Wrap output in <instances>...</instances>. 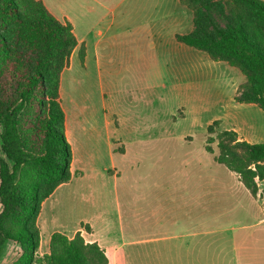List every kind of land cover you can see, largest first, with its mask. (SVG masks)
<instances>
[{
  "label": "rangeland",
  "instance_id": "374dc122",
  "mask_svg": "<svg viewBox=\"0 0 264 264\" xmlns=\"http://www.w3.org/2000/svg\"><path fill=\"white\" fill-rule=\"evenodd\" d=\"M44 1L61 18L60 8L64 9L77 25L79 36L88 27L85 23H92L91 15L82 17L70 5L73 0ZM113 30L120 35L112 54L116 59L102 62L100 76L92 45L87 63L81 61L78 49L73 51L63 73V105L69 110L65 137L72 143L74 168L84 172L111 169L101 180V195L96 194L104 203L100 209L115 220L109 239L117 249L118 264H264V205L215 159L217 136L227 125L219 122L214 126L213 153L206 150L210 125L238 111L232 107H258L234 99L243 84L239 77H246L238 68L214 61L195 48L189 50L196 53L195 58L182 48L177 57V50L173 54L172 45L150 28L142 39L130 24L116 25ZM109 51L112 49L105 54ZM139 72L162 74V78L140 80L136 77ZM152 84L158 88L151 89ZM112 103L114 108L109 107ZM115 118L121 126L115 130L111 125L109 137L106 122ZM114 139L122 141L126 155L114 152ZM123 148L118 145L116 151ZM77 185L60 189L42 208L39 255L49 253L54 232L72 237L81 228L79 220L95 211L83 205ZM192 200L200 207L189 213L181 203ZM127 208L137 218L126 219L133 224L128 223L124 233L117 218ZM154 210L160 212L159 224L151 216ZM202 217L206 222L199 219ZM203 231L206 235L193 234ZM154 237L162 239L145 240ZM188 249L196 252L188 256ZM157 250L163 254L157 255ZM19 255L20 247L8 242L0 264H10Z\"/></svg>",
  "mask_w": 264,
  "mask_h": 264
},
{
  "label": "trees",
  "instance_id": "16d2710c",
  "mask_svg": "<svg viewBox=\"0 0 264 264\" xmlns=\"http://www.w3.org/2000/svg\"><path fill=\"white\" fill-rule=\"evenodd\" d=\"M193 12L194 28L176 40L238 68L246 77L235 100L264 111V0H179ZM79 45L69 22L41 0H0V255L20 247L10 264H110L105 250L54 232L49 253L39 255L43 202L72 179V149L60 101L62 72ZM86 49L80 46L84 62ZM208 127L206 150L213 153ZM216 161L236 173L257 197L264 180V143L240 140L234 130L217 136Z\"/></svg>",
  "mask_w": 264,
  "mask_h": 264
},
{
  "label": "crops",
  "instance_id": "0c3cea01",
  "mask_svg": "<svg viewBox=\"0 0 264 264\" xmlns=\"http://www.w3.org/2000/svg\"><path fill=\"white\" fill-rule=\"evenodd\" d=\"M43 3L48 8V10L62 23L69 22L73 26V32L78 40L79 45L76 49H80L81 45L85 46L86 54L84 63H87L89 58V47L92 45L93 47V59L95 60V64L97 66L98 75L102 74L101 64L108 60L109 63H112L116 57L112 54L116 48V40L120 36L114 31V27L118 26H127V24L133 25L136 32L139 33L140 39L146 38V33L148 32L149 28L150 31H155L159 37V39H164V41L168 42L172 45V53L176 51V56L179 57V52L182 48L183 53H188L192 55V58H195L196 53L189 51L191 50L190 46L182 44L176 40L177 34H187L191 32L194 28L193 24V12L189 9H186L181 6L179 0H73L74 2L70 5L74 6L77 10V13L82 17H88L89 15L92 16V23L87 22L85 23L88 26L86 29L80 31L82 36H79L77 33V25L73 22L70 15L64 11V9L60 8L62 12V17L57 15L55 11L49 7V4L45 2ZM116 1H119L116 3ZM192 13H191V12ZM149 16H157L149 21ZM117 17L119 20L117 22ZM144 17V20L141 18ZM83 22V20H81ZM84 23V22H83ZM91 23V24H88ZM117 23V24H116ZM116 24V25H115ZM143 33V36L141 35ZM136 39V40H140ZM91 41V43H89ZM141 40L138 42L140 43ZM104 45V46H103ZM106 46V47H105ZM112 47V48H111ZM75 49V50H76ZM112 49V51L105 54V50ZM74 50V51H75ZM116 53V52H115ZM74 52L71 56H73ZM85 65V64H84ZM69 68V67H68ZM63 73L61 75L60 81V101L62 109L65 113V130L66 134L68 135V126L70 121L69 110L63 105ZM136 77L141 79H151L150 77H154L156 80L162 78V74H148L146 72H139L136 74ZM241 83H245L246 80L240 76ZM233 83L235 81L233 79ZM240 83V84H241ZM236 85V84H235ZM155 85L152 84L150 87L151 89ZM157 89L158 85L155 86ZM237 91L238 85L235 86ZM237 96V92L235 97ZM234 97V99H235ZM106 103L104 99V104ZM107 106V103L105 104ZM255 105V104H254ZM109 107H115L110 104ZM233 110L238 111H231L229 115L224 118L218 120L220 125H227L225 130H234L240 140L246 141L251 144L257 143H264V117L261 115V112H264L260 107H232ZM240 109V110H239ZM115 115V114H114ZM107 133L110 137L111 132V125L114 126L115 130H118L121 126L120 121L116 118L113 121L107 120ZM114 133V132H113ZM69 143H71L70 139L67 138ZM115 142L116 148L118 145H123V151H116L114 148L115 153H120L123 155L127 154V150L125 145L122 143L121 140H113ZM72 144V143H71ZM71 172H72V179L69 183L62 184L56 188L53 194L46 199L43 204L42 208L44 207L45 203H47L50 198H52L60 189L70 186L75 182L78 184L76 189V194H79L81 197V201H83V205H88L86 209L93 208L95 211L91 213L89 217H84L79 220L81 224V228H76L74 234L78 231L81 232L85 242L87 243H97L101 248L105 250L107 257L109 258L110 264H118L117 262V249L114 248V244L111 243L109 236L110 231L112 229V224H114L111 214H108L105 210L100 209L101 206H104V203L101 202L98 195H101L102 185L101 180L105 179V177L111 172V169L102 168V169H90L89 172H84L80 169H75L73 160L71 163ZM236 174V173H235ZM116 175V171L114 176ZM238 177V175L236 174ZM239 179V177H238ZM257 184L259 187V192L256 199H260L262 204L264 205V180L259 181L257 180ZM69 188V187H68ZM70 191V189H68ZM99 192L97 195L96 193ZM98 198V199H97ZM100 200V203H98ZM117 205L119 206V198L116 196ZM199 203V202H198ZM196 200H192L191 202L185 203L182 202L181 204L187 205L189 209V213H193L195 208H199L200 204H198ZM205 204V203H204ZM177 209L179 205H176ZM204 209L206 208L205 205L203 206ZM209 207V204H208ZM41 208V211H42ZM119 208V207H118ZM42 212H40L41 214ZM158 211H152L151 216L155 217L154 223L159 224L161 218L159 217ZM205 214V212L203 213ZM130 218H137V214L130 208H127L124 213L121 214L119 212L117 221L119 224H122V231L125 233L126 228H129L128 223L133 224V220L126 221V219ZM40 219V215L39 218ZM147 219V218H146ZM206 222L205 217L199 218ZM127 226V227H126ZM41 228V226H40ZM42 229V228H41ZM121 230V229H120ZM194 235H206V232H196L193 233ZM162 237H154V238H146L147 242L151 241H159ZM203 249H201L202 252ZM181 250H176L175 252H180ZM200 251V250H199ZM163 251L157 250L155 253L157 255H162ZM196 250L188 249V256H192ZM200 252V254H201ZM202 255V254H201ZM112 261V262H111Z\"/></svg>",
  "mask_w": 264,
  "mask_h": 264
}]
</instances>
